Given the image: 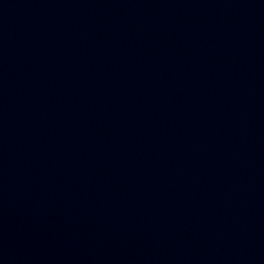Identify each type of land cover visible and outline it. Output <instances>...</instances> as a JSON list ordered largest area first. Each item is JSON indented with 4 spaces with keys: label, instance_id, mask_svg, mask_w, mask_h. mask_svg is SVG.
<instances>
[{
    "label": "water",
    "instance_id": "1",
    "mask_svg": "<svg viewBox=\"0 0 264 264\" xmlns=\"http://www.w3.org/2000/svg\"><path fill=\"white\" fill-rule=\"evenodd\" d=\"M0 264H264V0H0Z\"/></svg>",
    "mask_w": 264,
    "mask_h": 264
}]
</instances>
